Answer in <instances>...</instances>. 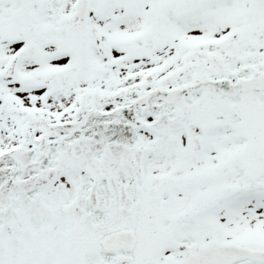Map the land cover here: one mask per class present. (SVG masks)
I'll use <instances>...</instances> for the list:
<instances>
[{
  "label": "snow or ice",
  "instance_id": "6c2138e0",
  "mask_svg": "<svg viewBox=\"0 0 264 264\" xmlns=\"http://www.w3.org/2000/svg\"><path fill=\"white\" fill-rule=\"evenodd\" d=\"M0 264H264V0H0Z\"/></svg>",
  "mask_w": 264,
  "mask_h": 264
}]
</instances>
